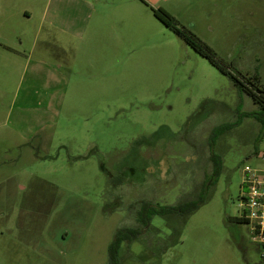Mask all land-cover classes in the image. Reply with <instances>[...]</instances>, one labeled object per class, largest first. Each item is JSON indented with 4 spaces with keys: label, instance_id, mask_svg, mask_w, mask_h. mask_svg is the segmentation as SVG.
Returning a JSON list of instances; mask_svg holds the SVG:
<instances>
[{
    "label": "rangeland",
    "instance_id": "1",
    "mask_svg": "<svg viewBox=\"0 0 264 264\" xmlns=\"http://www.w3.org/2000/svg\"><path fill=\"white\" fill-rule=\"evenodd\" d=\"M160 7L264 89V0H0V264H110L125 228L119 264H264V109ZM145 201L201 204L143 227Z\"/></svg>",
    "mask_w": 264,
    "mask_h": 264
},
{
    "label": "trees",
    "instance_id": "2",
    "mask_svg": "<svg viewBox=\"0 0 264 264\" xmlns=\"http://www.w3.org/2000/svg\"><path fill=\"white\" fill-rule=\"evenodd\" d=\"M155 16L165 23L168 27L174 29L180 36H182L197 52L207 58L214 66L227 75L235 84L248 95H250L259 107L264 109V89L260 87L257 81L243 80L239 76L235 75L227 63H225L216 53V51L205 41H203L198 35H196L190 28L185 26H179L174 16H172L164 8L160 7L154 9ZM255 115V112L252 113ZM264 123V122H263ZM215 136V135H214ZM213 136V137H214ZM216 137V136H215ZM214 137V138H215ZM213 159L215 162V169L219 168V159ZM208 188V185L207 187ZM201 202L189 201L173 206H159L152 202L145 201L141 205L139 210V222L143 227H149L155 216H166L171 214L189 215L195 212ZM239 221H245L244 218H238ZM142 234L141 228H125L120 229L113 242L110 244V264H119V253L123 242H133L137 237Z\"/></svg>",
    "mask_w": 264,
    "mask_h": 264
},
{
    "label": "built area",
    "instance_id": "3",
    "mask_svg": "<svg viewBox=\"0 0 264 264\" xmlns=\"http://www.w3.org/2000/svg\"><path fill=\"white\" fill-rule=\"evenodd\" d=\"M262 165L244 169L241 206L243 218L250 226L253 243L264 262V150L260 153Z\"/></svg>",
    "mask_w": 264,
    "mask_h": 264
},
{
    "label": "crops",
    "instance_id": "4",
    "mask_svg": "<svg viewBox=\"0 0 264 264\" xmlns=\"http://www.w3.org/2000/svg\"><path fill=\"white\" fill-rule=\"evenodd\" d=\"M1 46V45H0Z\"/></svg>",
    "mask_w": 264,
    "mask_h": 264
}]
</instances>
